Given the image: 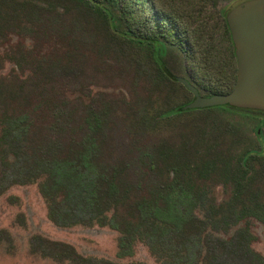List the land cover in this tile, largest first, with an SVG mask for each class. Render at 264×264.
<instances>
[{"label": "rangeland", "instance_id": "rangeland-1", "mask_svg": "<svg viewBox=\"0 0 264 264\" xmlns=\"http://www.w3.org/2000/svg\"><path fill=\"white\" fill-rule=\"evenodd\" d=\"M33 1L40 6L35 13L40 21L31 23L26 32L10 27L9 37L0 33V134L9 116L30 108L35 99L43 100L32 117L27 138L14 144L0 140V264H163L140 241L135 243L131 256L119 257V231L108 226L63 227L53 223L37 182L12 183L21 178L18 170L34 156L54 148L53 142L57 151H62L80 139L90 109L107 113L96 162L109 173L115 172L121 183L120 218L129 214L132 202L145 194V185L153 178L144 173L145 166L139 161L142 152L151 150L162 158L175 154L181 161L191 162L215 155L236 157L250 150L254 153L249 168L252 192L264 199V111L229 106L160 117L158 114L168 107L189 102L192 94L178 83L158 77L151 48L130 43L117 34L128 24L120 7L125 5L123 2L113 7L102 1L108 15L78 0ZM242 1L156 3L165 12L179 13V18L193 29L214 27L220 17ZM145 6L149 16L156 14L158 9L153 3ZM110 16L115 20L113 24ZM23 23L26 25V21ZM149 32L167 40L162 56L167 69L192 81L205 95V79L192 76V72H199L197 65L187 62L173 36H160L157 28ZM217 32L215 29L214 37ZM49 107L57 110L58 119ZM159 166L163 167L161 162ZM166 179L164 173L155 176V180ZM203 180L206 194L198 214L208 220L211 230L204 233L202 245L208 255L215 254L216 258L208 264H249L242 244L235 246L233 239L226 242L234 233L235 217L228 214L224 220L212 219V203H225L230 197V179L204 176ZM247 224L254 236L253 249L264 257V226L254 217H248ZM78 255L86 259L82 262Z\"/></svg>", "mask_w": 264, "mask_h": 264}, {"label": "trees", "instance_id": "trees-1", "mask_svg": "<svg viewBox=\"0 0 264 264\" xmlns=\"http://www.w3.org/2000/svg\"><path fill=\"white\" fill-rule=\"evenodd\" d=\"M78 1L92 5L108 15L105 10L107 7L101 5L102 1L113 7L123 2L125 5L120 7L126 14L128 24L117 34L130 43L151 48L158 77L176 82L188 91L174 79L175 75L165 66L162 56L167 40H160L155 33L149 32L153 28L161 31L160 36L165 37L164 33L173 36L185 53L187 62L197 65L199 72H192V76L200 75V78L205 79V96L227 93L233 88L236 59L226 22L228 12L218 17L219 21L214 27L205 25L203 28L192 29L191 25L179 18L178 12L179 16L176 12L161 10L156 0H148L158 9L156 14L151 16L146 10L145 5L149 3L147 0ZM39 7L33 0H0V33L9 37L10 27L28 31L31 23L40 21L35 16ZM108 19L111 24L115 22L111 16ZM134 27L137 28L136 31L133 30ZM141 29L149 31L141 32ZM215 29L218 31L216 37ZM43 34L49 36L45 30ZM169 42L174 44L173 41ZM42 101L41 98L35 99L30 108L9 116L2 128L0 140L14 144L20 138H27L32 126V117L36 115ZM184 104L186 103L174 104L158 115L168 118L197 110H184ZM228 107L222 105L203 109ZM49 110L54 118L58 119L55 115L57 110L53 107H49ZM106 115V111L88 110L84 118L85 134L80 139L72 143L73 145L70 143V147L62 151H57L53 142L54 148L38 157L34 156L27 166L18 170L21 178L12 183L37 182L46 201L48 217L57 225L69 227L77 224H98L119 231L117 245L118 256L121 258L131 256L135 243L140 241L144 242L163 264H208L216 258L215 254L208 255V250L202 245V237L211 228L208 220L198 214V207L202 205V196L206 194L204 176H223L230 179V197L225 203H212L215 211L212 219L224 220L228 214H232L235 217L234 233L228 235L226 242L233 239L235 246L242 244L245 261H249V264H264V257L252 247L254 236L247 224L248 217H254L264 226V199L256 197L258 194H253L252 181L249 178L254 153L246 150L236 157L232 154L215 155L191 162L188 159L181 161L175 154L172 158L171 155L162 158L156 150L142 152L139 161L145 166L144 173L153 178L145 185V194H141L132 202L129 214L120 218L118 211L123 194L121 183L115 178V172L109 173L105 166L96 162L101 148V137L107 127ZM256 136L262 137L260 134ZM169 152L174 153V150ZM14 160L15 158H11V162ZM160 162L163 167L159 166ZM162 173L166 174L167 179L155 180V176ZM78 257L81 261L86 259L80 255Z\"/></svg>", "mask_w": 264, "mask_h": 264}, {"label": "water", "instance_id": "water-1", "mask_svg": "<svg viewBox=\"0 0 264 264\" xmlns=\"http://www.w3.org/2000/svg\"><path fill=\"white\" fill-rule=\"evenodd\" d=\"M226 22L236 59L233 88L205 96L184 77L174 76L193 96L184 110L228 105L264 111V0L238 3L228 11Z\"/></svg>", "mask_w": 264, "mask_h": 264}]
</instances>
